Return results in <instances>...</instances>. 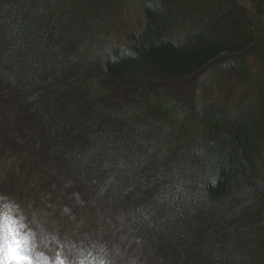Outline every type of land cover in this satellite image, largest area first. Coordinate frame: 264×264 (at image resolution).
<instances>
[{"label": "trees", "instance_id": "trees-1", "mask_svg": "<svg viewBox=\"0 0 264 264\" xmlns=\"http://www.w3.org/2000/svg\"><path fill=\"white\" fill-rule=\"evenodd\" d=\"M156 1L127 48H106L102 21L119 0H0V82L14 95L9 111L28 121L14 152L57 183L53 205L85 211L92 238L113 228L135 261L262 264L264 82L235 110L175 91L222 56L256 81L248 60L263 52L260 36L237 2L207 0L213 19L199 24L189 0ZM249 1L263 17L264 0ZM15 187L1 183L28 206Z\"/></svg>", "mask_w": 264, "mask_h": 264}, {"label": "rangeland", "instance_id": "rangeland-1", "mask_svg": "<svg viewBox=\"0 0 264 264\" xmlns=\"http://www.w3.org/2000/svg\"><path fill=\"white\" fill-rule=\"evenodd\" d=\"M222 1L227 7H231L237 2L236 9L240 14L243 12V16L245 15V23L252 24L253 29L260 36L263 52L259 58L251 56L248 60L250 77L255 78L256 81L251 80L244 83V80H241L234 71L228 69L227 58L222 56L195 76L179 82L175 91L182 95L180 97H194L200 102L203 100L207 102L223 101L235 110L242 98L250 93L251 89L264 82V16L260 17L256 14L255 6L249 0ZM206 2L207 0H189L188 8L193 7L190 20L200 24L213 19L207 11ZM156 3V0H119L118 4L113 7L114 10L108 12L107 20L102 21V23H111V28L104 32L106 37L104 46L109 48L112 45H119L127 48L129 35L140 31L145 26L147 22L146 10ZM198 9L202 12L195 15ZM179 11L176 12L178 17H171L173 22L178 25L183 23L181 11L180 13ZM75 15H79V9L75 11ZM74 51L76 48H73ZM69 52L71 55L72 49H69ZM248 100L255 101L256 99L251 94ZM11 104H15L14 95L0 82V183H4L8 187L15 185L16 190H19L18 192L22 197L31 202L33 208H31L32 210L28 209L27 213L23 208H19L17 204L10 201L12 198L3 195L0 190V216H7L11 227L17 230V238L21 240L23 249L32 260V264H50L48 256L54 260V264H142L134 260L129 250L124 249V244H119L116 240L118 232L113 228L100 226L97 231L95 229L91 233L96 238H90L88 237L90 233L85 211L79 210V215H75L74 210L66 203L53 205L54 193H58L57 190H59L57 183L49 185L48 181L51 176L46 170L29 162L27 157V160L23 159L14 152L16 146L24 144L20 140L23 136L19 135L15 138L16 132L19 129H26L28 121H25L24 118V121L18 122L17 115H13L9 111ZM22 135L31 136V133L24 132ZM36 163L38 164V162ZM16 181L17 183H15ZM74 193V200L77 203H83V200H80L76 194L77 190ZM40 200L42 202L39 203ZM70 201L72 200L70 199ZM51 208L66 217L69 227L61 223L62 229H58L57 212L49 213ZM28 226L34 231L37 247L39 245L44 248L45 252L37 251L34 234ZM5 236L3 222L0 220V246L4 245ZM126 242L136 247V249L132 248V251H137L138 244L141 243L136 242L133 236L129 237ZM256 244L257 253L263 256L260 258L264 264V238H261ZM156 262L159 264L158 260Z\"/></svg>", "mask_w": 264, "mask_h": 264}, {"label": "snow or ice", "instance_id": "snow-or-ice-1", "mask_svg": "<svg viewBox=\"0 0 264 264\" xmlns=\"http://www.w3.org/2000/svg\"><path fill=\"white\" fill-rule=\"evenodd\" d=\"M3 222V230L6 233L5 243L0 246V264H32V260L26 255L22 242L17 238V230L12 228L7 216H0Z\"/></svg>", "mask_w": 264, "mask_h": 264}]
</instances>
